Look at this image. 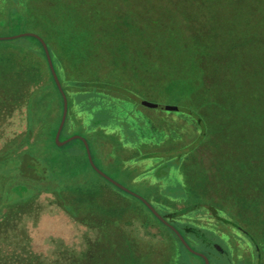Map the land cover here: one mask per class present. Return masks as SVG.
Segmentation results:
<instances>
[{"label":"trees","instance_id":"1","mask_svg":"<svg viewBox=\"0 0 264 264\" xmlns=\"http://www.w3.org/2000/svg\"><path fill=\"white\" fill-rule=\"evenodd\" d=\"M82 1L89 3L88 11L84 6L78 9L81 13H74L77 6L70 5L64 0H54L44 16L29 13L30 18L33 16L37 20L44 19L39 26L48 29L44 31L46 36H42L49 45L56 70L68 97L69 111L61 139L75 134L86 137L95 162L103 170L106 171L105 163L115 161L118 163L115 165L117 170L128 176L130 185L136 186L137 183L144 182L154 187V196L149 201L183 233L195 249L202 250L200 242L208 239L204 234L207 235L209 228L206 224L201 225L190 219V215L196 213L197 208L208 210L211 218L229 223L231 228L236 226L247 230L254 237L231 215H227V212L233 214L232 203L236 204L234 199L239 197L238 194L225 198L227 201L223 199L220 205L205 199L206 195L198 198L189 197L194 183L190 181L187 172L183 171L184 179L179 184L170 182L168 186H164V189L145 181H137L146 172V169L141 170L139 167V162L143 159L164 158L160 164L151 169L154 178L161 180L169 176L170 171L173 173L176 168L183 170L191 165H201L198 162V151L194 153V148L201 141L193 142L194 147H189L191 143L183 145L181 150L169 156L168 161L164 157L165 152L170 153L168 149L164 147L156 149L152 143L141 141L140 132L147 122L141 121V117L132 110H122L112 99L116 97L114 96L116 92L132 97L142 104V101L147 99L146 95L141 96L144 93L137 91L132 85L123 83L121 78L126 77L127 69L131 67V62H134L131 59L132 51L144 41L151 46L152 39L149 37V32L146 34L141 32L143 29H140L139 25L143 23L139 22L140 18L133 11H127L129 6H123L120 0ZM190 1L205 5L209 9L212 4L215 7L216 4H234L238 0H189L188 3ZM252 1L256 4L251 15L258 17L264 23V0H245L249 3ZM118 3L120 9L116 10L115 6ZM13 13L10 16L17 23L10 26L8 30L12 31L10 33L21 32L19 28L21 25L22 31H26L27 26L33 24L31 22L34 20H29L28 15ZM243 15L241 11H234L230 15H209L204 10L194 13L193 16L203 23L199 25L202 28L193 31L194 36L188 41V46L199 50L197 62L200 69H193L189 73L176 71L172 79L162 77V82L168 83L167 87L175 89L171 98L175 96L177 98L175 100L179 101L185 97L190 98L189 107H179V111L195 115L206 135L212 130L211 124L207 123L206 117L198 111L193 101L198 103L200 100L202 103L200 107L205 104L219 107L220 112L225 116L218 126L219 130L226 127L230 129L235 123L234 119L243 116L237 130L244 131L250 125L242 124L245 121L249 122L252 114L253 116L264 114V94H261L264 85L256 79L255 74L247 70V60L250 59L248 53L243 59L238 57V49L246 43L250 44L257 36V32L250 30L243 35V39L231 40L226 45H221L224 41L223 37L219 40L218 33L226 36L227 33L234 31V26L239 23V18L241 19ZM20 18L22 21H19ZM226 20H232L231 25L224 24ZM152 28L154 27H147V29ZM261 34L264 35V31H261ZM210 56L216 59L212 58L211 62H207L206 57ZM210 64L224 69L235 68V70L227 71L228 73L224 75L226 81L220 83L222 86L218 84L217 88L222 95L217 96V100L213 99L211 102L208 100L205 103L206 98H200L203 95L201 91L207 90L209 79L220 78L205 71ZM231 98L234 99L233 103ZM64 107V97L54 78L42 41L32 35L0 40V126L22 108H25L27 118L26 130L16 136L13 134L7 137L5 146L8 150L0 153V195L3 197L5 191L7 193L10 191L9 200H22V210H24L25 204H30V200L37 201L36 197L40 192L52 191L57 196V200L66 201L64 206L70 212L74 211V214H80L84 219V213L88 214L87 210L95 214L98 212L104 218L106 213H111L114 217L126 218L121 211L122 214L116 216V211L122 209L116 205V202L115 204L113 200L107 198L106 187L108 184L112 185L120 195L128 194L139 201L178 237L180 244L191 257L198 258L202 264H205L203 257L191 252L177 232L157 217L142 199L122 189L93 167L82 139H74L64 146L57 143L56 135ZM7 168L9 171L6 170ZM196 171L198 170L195 167ZM10 177L13 179L7 181ZM13 181L16 182L12 183ZM6 182H10L9 185L13 184L10 189L6 186ZM12 194H15L14 198ZM65 199H70L71 202ZM177 200H184L186 204L182 208L174 209ZM3 202L0 197V206ZM212 205L220 206L225 213H221ZM243 206L241 207H249L251 210L255 207V202H246ZM186 215L190 218L186 219ZM215 233L225 235L218 231ZM123 239V237L112 239L111 243L115 244H111V248ZM190 239H193L196 245H193ZM254 239L261 250H264L258 239ZM127 242L130 243L128 240ZM120 249V252H117L119 260H123L126 264H140L139 256L135 254L132 245ZM100 262L99 258L96 264ZM59 264L80 263L60 261Z\"/></svg>","mask_w":264,"mask_h":264},{"label":"rangeland","instance_id":"2","mask_svg":"<svg viewBox=\"0 0 264 264\" xmlns=\"http://www.w3.org/2000/svg\"><path fill=\"white\" fill-rule=\"evenodd\" d=\"M64 1L77 6L74 13H81L78 9L84 6L88 11L89 3L87 2L82 0ZM120 1L123 6H129L127 11H133L140 18L139 22L143 23L139 25L140 29H143L141 32L143 34L149 32L153 43L148 46L144 41L138 48L131 49L133 50L131 59L134 62L130 61L131 67L127 69L126 77L121 78L122 82L132 85L137 91L144 93L141 96L145 97L146 95L147 100L170 104L172 109L151 108L118 92L114 94L116 97L112 101L118 104L122 110L134 111L141 117V121L147 122L140 132V139L142 142L152 143L156 149L163 147L168 149L170 153H164L166 161L169 160L170 155L181 150L183 145L191 143L189 147H194L193 142L201 141L194 148V153L198 151V162L201 165H191L183 170L176 168L173 173L170 171L171 174L168 173L170 175L161 180L154 178L151 169L160 164L164 158L143 159L139 162V167L141 170L146 169V172L137 181H145L164 189V186H168L170 182L179 184L184 179L183 172H187L190 181L194 183L189 197L197 196L196 198H198L206 195L205 199L220 205L223 199L227 201L225 198L238 194L239 197L234 199L237 205L232 203L233 214L227 212V215H231L234 220L248 229L264 247V114H254V116L252 114L250 123L245 121L242 124L250 125L244 131L237 130L243 116L234 119L235 123L230 129L226 127L219 130L218 126L225 117L219 107L215 108L206 104L200 107V100L198 103L193 101L192 103H195L198 111L206 117L207 123L211 124L212 130L206 135L202 124L195 115L179 111V107H189L190 98L187 96L188 99L185 97L179 101L175 100L177 98L173 96L174 99H172V91L175 89H170L166 85L168 83L162 82V77L172 79L177 72L189 73L193 69H200L197 62V51L199 50L188 46V41L193 39V31L202 28L199 25L203 23L202 20L193 16L194 13L204 10L209 15H230L234 11H241L244 15L241 19L239 18V23L234 26V31L227 33L226 36L217 32L219 40L223 37L224 41L221 45H226L231 40L243 39L245 33L255 30L257 36L250 44L246 43L238 49V57L243 59L248 53L250 59L247 60V70L252 72L251 74H255L256 79L264 85V35L261 34V31H264V23L258 17L251 15L256 3L238 0L234 4L228 5L216 4L213 7L212 4L208 9L202 4L191 1L188 3L189 0ZM53 2L54 0H0V36L35 32L45 37L44 31L48 28L39 26L44 19L37 20L33 16L30 18L29 15L44 16ZM115 8L116 10L120 9L119 3ZM16 11L21 15H28L29 20L33 19L34 21L31 22V24L33 23L31 26H27L26 31H22L21 25L19 27L21 32L10 33L12 32L8 31L10 26L17 23L10 15H13V12L17 13ZM19 21H22V18ZM230 22L232 20H226L223 23L231 25ZM149 26L154 28L147 29ZM130 38L134 39V37ZM194 39L196 38L194 37ZM212 58L216 59V57L210 56L206 57V61L211 62ZM232 70L235 68L224 69L215 66V64L206 67L205 71L220 78L210 77L211 80L209 79L207 84L209 87H206V91H201L203 95L200 98H206L205 103L208 100L210 102L213 99L217 100L216 97L222 95L220 89L217 88L218 84L224 83L226 81L224 75L228 73L227 71ZM211 85L214 87L210 88ZM220 85L222 86V84ZM261 94H264V91ZM231 99L233 103L234 99ZM8 120L0 126V153L8 150L5 146L7 137L13 136V134L16 136L26 130L25 108ZM194 155L196 156V154ZM105 165L106 171L117 181L128 186L135 193L152 200L155 192L154 187L148 186L144 182L132 186L129 184L128 176L117 170L115 166L118 165L117 162L110 161ZM195 167L198 170L196 172ZM6 170L9 171L8 168ZM10 179L13 178L10 177L7 181ZM14 182L16 181L12 183ZM12 183L9 185L10 182H6V186L10 189ZM8 193L5 191L3 197L0 195L1 200L4 201L0 206V264H59L60 261L96 264L99 258L101 260L99 264H126L123 260H119L117 252H120V248L128 247V245H132L135 254L139 256L140 264H202L200 259L191 257L180 244L178 237L157 220L139 201L128 194L126 195L129 197L120 195L112 185L108 184L106 187L107 198L116 202L117 204H115L122 209L119 212L116 211V216L123 213L126 218L114 217L111 213L104 214L106 215L104 218L98 212L95 214L87 210L88 214L84 213V219L80 214L76 215L74 211L70 212L64 206L66 201L60 198L57 200V196L52 191L40 192L36 197L37 201L30 200V204L26 203L22 210V200H9ZM14 196L15 194H12L13 198ZM65 200L71 202L70 199ZM246 202H255V207L251 210L249 207L242 208L241 206ZM72 204L74 203L72 202ZM185 204L184 200H177L174 209L182 208ZM214 207L218 208L221 213H225L220 206ZM94 214L95 217H93ZM190 216L191 218L186 215L185 218L189 217L201 225L206 224L209 227L207 233L211 231L228 233L234 230L238 232L231 228L229 223L211 218L210 212L206 209L197 208L196 213ZM122 237L124 239L111 248V244H115L111 243V240ZM243 240L238 241L240 247L250 245L249 247L252 248L247 238ZM190 241L196 245L193 239ZM200 247L209 248L207 245ZM213 258L222 264H229L228 258L218 252L213 254ZM262 259H264V250ZM262 261L264 263V260Z\"/></svg>","mask_w":264,"mask_h":264},{"label":"water","instance_id":"3","mask_svg":"<svg viewBox=\"0 0 264 264\" xmlns=\"http://www.w3.org/2000/svg\"><path fill=\"white\" fill-rule=\"evenodd\" d=\"M29 35H32V36H35V37H38L44 47H45V50L47 52V55H48V59H49V63H50V66H51V70L53 72V75H54V78L57 82V85L59 86L60 90L62 91V94H63V97H64V102H65V107H64V113H63V117H62V121H61V124H60V127H59V130L57 132V135H56V141L57 143L60 145V146H63V145H66L67 143L71 142L72 140L74 139H77V138H81L83 139V141L85 142V145H86V149H87V153H88V156H89V160L91 162V164L93 165V167L100 173L102 174L104 177H106L107 179H109L110 181H112L113 183H115L116 185H118L119 187H121L122 189L126 190V191H129L135 195H137L140 199H142L147 205L148 207L155 213V215L157 217H159L162 221H164L166 224H168L169 226H171L176 232L177 234L179 235V237L181 238V240L183 241V243L186 245V247L193 253H196L198 255H202L204 258H205V261H206V264H210V259L209 257L196 250L190 243L189 241L186 239V237L183 235V233L177 228L175 227L173 224H171L157 209L156 207L147 199L145 198L144 196L140 195V194H137L135 193L133 190H131L130 188H128L127 186H125L124 184L120 183L119 181H117L116 179H114L113 177H111L110 175H108L104 170H102L95 162L94 158H93V154H92V150H91V147H90V144L88 142V140L80 135V134H75V135H72L70 137H68L67 139H64L62 140L61 139V133H62V130L64 128V125L66 123V120H67V116H68V111H69V101H68V97L66 95V92L64 91V88H63V85H62V82H61V79L58 75V72L55 68V65H54V62H53V59H52V56H51V52H50V49H49V46H48V43L47 41L38 33H35V32H22V33H18V34H15V35H4V36H0V40H5V39H13V38H20V37H24V36H29ZM143 104L146 105V106H149L151 108H158V109H172V105L170 104H167V103H161V102H155V101H150V100H147V99H144L143 101Z\"/></svg>","mask_w":264,"mask_h":264},{"label":"flooded vegetation","instance_id":"4","mask_svg":"<svg viewBox=\"0 0 264 264\" xmlns=\"http://www.w3.org/2000/svg\"><path fill=\"white\" fill-rule=\"evenodd\" d=\"M233 229L238 230V232L234 230L232 232L225 233V235H218L215 232L209 234L207 233V235L204 234L205 238L208 239H203L204 241L200 242V246L207 245L209 248L206 249L205 247H200L202 250L198 251L206 254L209 257L210 264H222L213 258V254L215 252L226 256L229 260V264H264L262 261L264 260L262 259L263 250H261L260 246L256 244L254 239L255 237H252V235L249 234L247 230L238 228L236 226H233ZM244 238L248 239V243L252 245V248L249 247L250 245H246L245 247H240L238 245V241H240V239L244 241ZM200 256L203 257L202 255ZM203 259L205 260L204 257Z\"/></svg>","mask_w":264,"mask_h":264},{"label":"crops","instance_id":"5","mask_svg":"<svg viewBox=\"0 0 264 264\" xmlns=\"http://www.w3.org/2000/svg\"><path fill=\"white\" fill-rule=\"evenodd\" d=\"M86 138V137H85ZM67 139V138H66ZM81 139V138H80ZM87 139V138H86ZM62 140H64V139H62ZM83 140V139H82ZM88 140V139H87ZM73 141V140H72ZM89 142V141H88ZM70 143V142H69ZM85 143V142H84ZM68 144V143H67ZM90 144V143H89ZM64 146V145H63ZM86 146V145H85ZM91 147V146H90ZM92 150V149H91ZM93 154V153H92ZM89 157V156H88ZM94 158V157H93ZM95 160V159H94ZM97 164V163H96ZM101 168V167H100ZM102 169V168H101ZM103 170V169H102ZM105 171V170H104ZM106 172V171H105ZM107 173V172H106ZM108 175H110L109 173H107ZM111 176V175H110ZM111 177H113V176H111ZM114 178V177H113ZM115 179V178H114Z\"/></svg>","mask_w":264,"mask_h":264}]
</instances>
